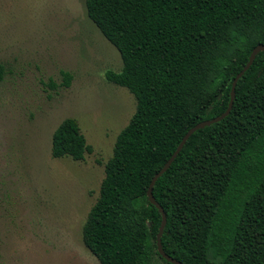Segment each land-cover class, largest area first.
Masks as SVG:
<instances>
[{
	"label": "trees",
	"instance_id": "16d2710c",
	"mask_svg": "<svg viewBox=\"0 0 264 264\" xmlns=\"http://www.w3.org/2000/svg\"><path fill=\"white\" fill-rule=\"evenodd\" d=\"M122 60L105 79L135 99L104 166L82 242L100 264H169L156 247L153 176L183 136L227 108L235 76L264 46V0H86ZM6 69L0 64V83ZM62 85L72 76L61 72ZM91 147L76 120L51 136L54 159ZM166 255L182 264H264V52L238 80L229 114L194 132L152 188Z\"/></svg>",
	"mask_w": 264,
	"mask_h": 264
},
{
	"label": "rangeland",
	"instance_id": "374dc122",
	"mask_svg": "<svg viewBox=\"0 0 264 264\" xmlns=\"http://www.w3.org/2000/svg\"><path fill=\"white\" fill-rule=\"evenodd\" d=\"M85 1L0 0V264H100L82 228L135 99L105 79L122 60ZM67 118L91 147L82 161L50 154Z\"/></svg>",
	"mask_w": 264,
	"mask_h": 264
},
{
	"label": "water",
	"instance_id": "95a60500",
	"mask_svg": "<svg viewBox=\"0 0 264 264\" xmlns=\"http://www.w3.org/2000/svg\"><path fill=\"white\" fill-rule=\"evenodd\" d=\"M260 52H264V46L263 45H258L256 46L250 53L249 57H248V61L245 64V66L242 68V70L235 76V78L232 81L231 84V88H230V99H229V103L228 106L226 108V110L218 117L213 118L211 120H206L203 122H200L199 124H197L196 126H194L193 128H191L181 139V141L179 142L178 146L176 147V149L174 150L173 154L171 155V157L167 160V162L162 166V168L153 176L150 185L148 187V191H147V197H148V201L149 203L154 206L160 213L161 215V224L160 227L158 229L157 235H156V247H157V252L159 254V256L165 260L167 263L169 264H182L176 260H174L173 258L169 257L168 255L165 254V252L162 249V245H161V235L163 233V229L165 227L166 224V215L164 213V211L162 210V208L159 206V204L155 201L153 195H152V188L155 184V182L160 178V176L162 174H164L169 167L171 166V164L173 163V161L176 159L177 155L179 154V152L181 151V149L183 148L184 144L186 143V141L189 139V137L196 132L197 130L203 129L205 127H208L214 123H217L219 121H221L222 119H224L229 112L231 111L232 105H233V101H234V97H235V86L238 82V80L244 75V73L250 68V66L252 65L256 55Z\"/></svg>",
	"mask_w": 264,
	"mask_h": 264
}]
</instances>
